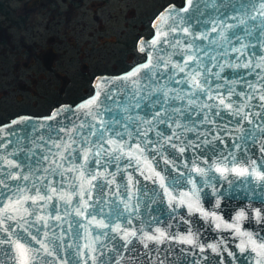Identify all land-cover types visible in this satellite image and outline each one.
Segmentation results:
<instances>
[{
	"label": "water",
	"instance_id": "water-1",
	"mask_svg": "<svg viewBox=\"0 0 264 264\" xmlns=\"http://www.w3.org/2000/svg\"><path fill=\"white\" fill-rule=\"evenodd\" d=\"M262 11L264 0L171 4L155 18L154 34L140 39L142 61L98 74L92 92L75 102L0 123V264H19L17 241L30 249V264H256L248 237L264 243V180L232 169L264 174ZM149 60V68L123 79ZM193 64L213 99L193 86ZM130 88L143 97L135 112L125 111L135 103ZM98 91L93 113L105 121L135 118L147 133L120 141L115 161L116 145L95 155L89 109L79 108ZM106 92L116 103L105 101Z\"/></svg>",
	"mask_w": 264,
	"mask_h": 264
},
{
	"label": "flooded vegetation",
	"instance_id": "flooded-vegetation-1",
	"mask_svg": "<svg viewBox=\"0 0 264 264\" xmlns=\"http://www.w3.org/2000/svg\"><path fill=\"white\" fill-rule=\"evenodd\" d=\"M184 3L0 0V123L20 113L43 114L62 102H75L92 92L98 74L125 71L142 61L146 53L139 41L154 34L157 15L171 4ZM65 72L81 77L77 82ZM55 75L61 84L54 100L42 104H51L48 111L30 109L39 101L29 102L24 93L38 82L54 84ZM61 94L69 95L62 99Z\"/></svg>",
	"mask_w": 264,
	"mask_h": 264
},
{
	"label": "snow or ice",
	"instance_id": "snow-or-ice-1",
	"mask_svg": "<svg viewBox=\"0 0 264 264\" xmlns=\"http://www.w3.org/2000/svg\"><path fill=\"white\" fill-rule=\"evenodd\" d=\"M187 2L189 4H191V0H187ZM184 10L186 11V9H184ZM260 14L264 15V11H262ZM255 18H256L255 16L252 17V19H255ZM185 31H186V29H185ZM156 42H157V40L154 39L152 41V44L154 45V44H156ZM141 50L142 51L144 50L143 47L141 48ZM189 60L194 61L195 57L190 56ZM150 65H151V60H149V63H146V64L142 65L141 67H137L136 69H134L130 74L123 77V79L124 80L130 79L132 76L137 75L142 70V68H145V69L149 68ZM244 67H251V62L245 64ZM257 67H259V65H257ZM179 71L183 72L184 68L181 67L179 69ZM192 73H196L197 75L199 74L198 69L196 68L195 64H193L192 67L189 68V78L192 80L193 86L197 87L198 90L201 93H203L205 96H207L209 99H213V97L208 94V90H206L204 87V85L208 84V81L205 79L203 81V84H201V82L199 80H197L196 75H192ZM145 75L149 76L150 74L145 73ZM173 83H179V81L174 80ZM184 83H185V86L187 87L188 81L186 80ZM231 91H232L231 89L228 90L229 93H231ZM129 92L132 93V97H133V100H135V103L133 104L131 101H129V104H128L127 108H125V111L130 110L132 112H135L136 107L143 102V97L137 98L138 93L134 89L130 88ZM100 94L101 93L98 91L96 93V96L93 99H90L86 103L79 105V108L81 110L89 109L87 115H88V117L91 118V120L87 123V127L89 129L88 134L95 137V143L99 145V149H100L99 151H97L95 153V155L99 156V155H101V152H104L106 154L109 152V150L107 148H105V144L116 145V147L112 151L117 153V155H113L111 157L112 160L115 161L116 159L119 158V154H122L123 145L120 143V141H124L126 139V137H131L132 132H135V136H146L147 133L140 131V129H139V123L140 122L137 121L135 118H132L131 122H128V121H123V117H121L119 120H114L109 115V120L105 121L102 118V115H103L102 113H93L91 111V108H92V106L97 105V101L99 100ZM165 95H166V93H164V92L161 93V96H165ZM192 95L195 96L196 93H193ZM260 99L264 100V96H261ZM108 100H111L112 103H116V101L114 99H112L111 92L105 93V101H108ZM101 103H104V101H101ZM220 104H224L223 98L220 99ZM225 107L231 109L232 104L228 103L227 105H225ZM105 111L108 112L109 114L111 113V109L107 105L105 106ZM236 115L241 116V118L243 120H246V121H248L249 124H251L252 121L249 118L250 114L245 113L242 106H237ZM97 116H101V118L99 120H97ZM54 118H55V114H53V116L50 117V119H54ZM238 123H239V121H238ZM83 126L84 125L82 124L81 127H83ZM108 133H111V137L119 138V139L118 140L117 139H110L107 135ZM88 134L81 137V139L84 140L86 146L88 144V139H87ZM78 135H79V133H78ZM248 135H250V132L246 134L245 139H247ZM146 143H147V141H146ZM56 147H59V145H57ZM235 147H239V145L236 144V145H234V148ZM135 151L139 152L140 155L143 154V149H141L139 147V145H137V148L135 149ZM124 155H130V154H124ZM43 159L46 160L48 158L43 157ZM85 159H87V153L85 154ZM52 163L55 164V161H53ZM97 163H99V161H97ZM56 167H60V165H56ZM47 170L48 169L45 168L42 171H47ZM227 170H228L227 168H224V169L217 168V171H227ZM197 171H201V170L197 169ZM232 171L237 172L240 175H253L254 174L258 179L264 180V174H261L260 172H256L255 170H253L252 173H249V170L247 168H244V169L233 168ZM90 175H92L93 179H96L95 173H90ZM156 175L159 176V173H157ZM14 178L20 179V177H18V176L14 177ZM23 179L26 180V179H28V177H24ZM160 180H161V184H163V178L162 177H160ZM39 199L43 200L44 197L40 196ZM76 214L82 215V213L79 211H77ZM12 218H14V217H12ZM2 225H3V220H0V226H2ZM98 226L99 227H107V225L104 224L103 221L98 222ZM3 230L7 231V229H3ZM128 235H129L128 233H125L124 238L127 239ZM131 235L135 236L136 234L133 232V233H131ZM162 235L163 234L161 233V236ZM144 238L146 240H157V241H159L161 237L148 235ZM248 242L251 246L250 250L257 254L258 258L256 259V264H264V243L256 245L255 242L252 241L250 236L248 237ZM13 243H14L16 252L19 254V257H20L19 264H30V254H31L30 249L26 248L24 244L19 243L18 241L13 242ZM145 246H147V245H145ZM42 247H43V245H42Z\"/></svg>",
	"mask_w": 264,
	"mask_h": 264
},
{
	"label": "rangeland",
	"instance_id": "rangeland-1",
	"mask_svg": "<svg viewBox=\"0 0 264 264\" xmlns=\"http://www.w3.org/2000/svg\"><path fill=\"white\" fill-rule=\"evenodd\" d=\"M46 74V72H43ZM49 74V73H47ZM46 74V75H47ZM65 74H72L74 76V80L76 79L77 82L79 81V74H77V72H65ZM50 76V75H49ZM54 79H56V82L52 85L48 84V82L46 81H43V82H38V83H35L32 87V91H28L27 93H24L25 95V98L29 100V102H31L30 100H33V102L35 100L39 101V104L36 105V107L40 106L39 109H37L36 107H32L30 106V109L34 108L36 110H47V107L50 106L51 104L49 105H42L43 103H46V102H49L51 100H54V96L59 92L58 88H59V84H61L60 80L61 78L57 77L55 75ZM76 85V83H74ZM55 85H57L55 87ZM71 86V85H70ZM67 90L70 89V88H66ZM77 90L80 89L81 91V87L79 88H76ZM20 91V90H18ZM21 92V91H20ZM67 93V92H66ZM82 92H80L81 94ZM15 93L12 92V95L14 96ZM67 95L69 94H65V95H60L59 98H65ZM69 98V97H67ZM61 99V100H62ZM8 101H12V100H8ZM48 111V110H47Z\"/></svg>",
	"mask_w": 264,
	"mask_h": 264
}]
</instances>
